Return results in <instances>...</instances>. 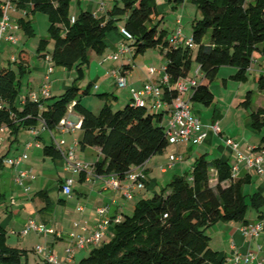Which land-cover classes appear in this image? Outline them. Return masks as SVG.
I'll use <instances>...</instances> for the list:
<instances>
[{
    "label": "trees",
    "instance_id": "obj_1",
    "mask_svg": "<svg viewBox=\"0 0 264 264\" xmlns=\"http://www.w3.org/2000/svg\"><path fill=\"white\" fill-rule=\"evenodd\" d=\"M16 9L26 11L19 21V30L34 35L31 16L42 13L49 20V39H42L38 55L46 58L50 40L55 42L52 61L56 66L77 70L72 87L60 97L32 102L29 98L19 107L22 79L28 70L30 55L25 50L13 64L0 69V125L11 128L12 134L45 122L54 131L68 115L70 106L82 117L81 149H101L103 160L95 165L96 174L108 177L117 174L124 179L133 167L145 165L162 154L169 143L166 137L164 112L152 113L148 108L128 104L114 111L109 104L113 95L104 94L105 106L95 114L81 103L79 82L84 68L90 64V52L102 55L106 51L107 35L123 27L133 36L129 44L135 57L160 48L167 60V73L172 85L188 78L193 65V50L174 45L166 31L154 23L156 0H116L106 17H96L82 11L72 23V0H14ZM201 19L193 23V41L199 46L195 62L203 73L202 83L195 88L193 102L206 107L214 103L211 85L219 69L232 67V80L245 81L253 62L264 57V0H194ZM3 12L0 8V18ZM210 35V43L204 39ZM93 84H90L89 89ZM264 94V75L258 80ZM169 102L175 93L165 89ZM90 94V90L83 92ZM104 96V97H103ZM243 105L250 108L252 92ZM252 126L264 129V106L251 114ZM61 152L45 147V154L55 158ZM2 160H0V168ZM214 172V174H213ZM216 179L213 185L212 180ZM251 178L236 179L226 161H208L201 157L188 176H175L159 193L139 201L131 215L113 227V237L93 249L78 264H227L225 256L214 251L207 231L219 223L247 224L250 209L264 222V196L247 194L245 187ZM26 251L7 243V232L0 224V264H23ZM48 264V263H47Z\"/></svg>",
    "mask_w": 264,
    "mask_h": 264
},
{
    "label": "crops",
    "instance_id": "obj_2",
    "mask_svg": "<svg viewBox=\"0 0 264 264\" xmlns=\"http://www.w3.org/2000/svg\"><path fill=\"white\" fill-rule=\"evenodd\" d=\"M193 1L156 0L157 21L163 14L165 15L163 21L167 16L173 17L174 23L178 26L176 31L167 26L164 27L163 30L166 31L168 40L176 35L179 27L181 28L180 43L186 46V42L192 38V36L189 37L190 32L183 30V24L185 23L183 18H185V12L188 8L187 4L193 3ZM115 2L116 0H75L76 9L71 16L76 18L82 11H88L96 17H106L108 19V12ZM189 8L197 17V11L199 10H197L196 5L191 4ZM13 19L14 22L20 20ZM116 25L118 26L117 30L110 32L105 39V53L90 55V64L84 68V79L89 76L90 84H93V81L97 84L94 86V90L100 92L104 90V93L113 95L111 102L116 105L124 104L127 106L132 103L133 89L139 91L148 83L159 85L161 76L149 73V69L153 66L143 68L141 76L135 73L131 65L132 59H136L134 51L122 55L118 60L112 59V56L117 53L120 45L124 42L121 34L124 22H119ZM209 43L210 41L205 44ZM2 47L3 54L1 55L0 69L4 67L16 69L14 63L10 64V57L16 54L18 59L22 50L28 52L19 45L5 44ZM162 55L164 56V53ZM194 55L195 51L193 57ZM47 59L52 60V55L46 58L37 56L35 59L30 56L28 63L30 72L22 79L21 94L18 100L19 107L23 105L24 100L29 98L31 93L39 92L49 66ZM52 64H54L53 61ZM166 65L167 60L165 58L160 67L153 68L160 69ZM114 69L125 73L128 79L126 89H120L117 81L111 77V71ZM198 69L197 65L194 72L191 70L188 79H194L200 85L203 75L197 73ZM75 73L77 74L76 70ZM75 80L76 77L73 80L71 71L66 73L65 68H62L55 76L54 81H51L50 98L62 96L72 87ZM229 85V81L225 79L224 87L228 89ZM194 93L195 89L191 87L184 97L190 101V105L197 115L199 110H196L195 103L198 102L192 101ZM247 94L238 92L229 104L222 101L224 99L223 95L218 96L221 102L216 101L217 96L215 97V94V100L211 106L206 107L199 103L201 105L199 109L207 113L204 120L197 115L202 123L210 125L216 122L222 133L215 134L211 129H208L207 138L202 144L188 142L169 145L162 154L152 157L143 166L146 175L143 189L131 187L132 183L126 177L124 179L119 178V188L114 189L107 184L106 176L96 174L95 165L104 157L99 148L81 149L82 117L74 110V106L69 110L65 119L79 125L76 129L65 131L58 127L52 131L45 129L43 124L39 122L36 127L22 129L19 134L15 135L12 134L11 128L5 125V131H0V160H2V167L0 168V224L7 232L8 245L26 251L27 255L23 259V264H47L44 255H39L36 252V247L39 245L46 247L48 252L55 253L59 259V264H78L81 260L87 258L97 246L88 243L84 249L76 250L69 261L67 260L66 250L74 245L75 239L80 237L89 238L92 235L101 220L98 214L100 208H107L109 211L108 216L111 218L116 216L123 218L124 215L128 214L130 207L134 209L139 201L159 193L164 185L175 176L190 175L196 161L201 157H205L208 161L215 159L226 161L232 167V172L237 167L238 171L234 175L236 179L251 178V183L247 185L248 188L245 187V192L247 194L260 193L264 196V177L254 170L248 169L245 160H239L240 154L248 156L252 153L251 148L254 149V152H257L258 149L264 146V129L262 131L254 129L251 119L252 112L258 111L264 106V103L251 111L254 103L253 95L251 107L247 108L243 105ZM243 97L245 100H241ZM104 103L106 104V101ZM105 104L101 107H104ZM147 105L149 111L158 113L152 109L150 100L147 101ZM168 119L169 113L164 112L163 122L165 125ZM227 138H232L240 143L239 152L233 151L227 146L225 142ZM56 141H64L62 145L63 153H60V158L45 154V147L47 146H52L56 151H59L55 147ZM70 150H74L77 160L87 167L85 171L74 173L69 170L64 154H67ZM23 155H27V158L19 165L14 166L6 162L8 159L19 158ZM175 155H180L182 160L177 162L174 167L169 168L171 158ZM22 172H26L27 175L22 176ZM69 178H72L74 183L72 194L68 196L63 193L62 187ZM213 181L216 182V179H213ZM127 191L133 193V198L130 200L125 197ZM133 201H135L134 205H132ZM250 211L255 212L256 215L252 220L247 215V224L237 222L219 223L214 227L213 233L210 234L211 248L225 256L227 264H264V229L258 238L247 237L243 232L244 227L254 226L258 223L264 224L263 221L259 220V215L255 210L250 209ZM261 211L264 213V207ZM30 220H35L47 227L56 229L63 237L45 236L36 232L25 233ZM115 225L111 223L108 226L104 232L102 242H108L112 239ZM71 235H75V238L70 239ZM252 256L255 258L253 262L251 261ZM238 257L240 259H237Z\"/></svg>",
    "mask_w": 264,
    "mask_h": 264
},
{
    "label": "built area",
    "instance_id": "obj_3",
    "mask_svg": "<svg viewBox=\"0 0 264 264\" xmlns=\"http://www.w3.org/2000/svg\"><path fill=\"white\" fill-rule=\"evenodd\" d=\"M254 1V0H248ZM0 8L3 12L0 21V64H1V55L3 54L2 46L9 44L11 46H17L19 44V39L17 32L19 31L18 22H13L11 18V11H16V6L14 0H0ZM72 23L76 21L75 17H72ZM181 26V25H180ZM121 34L124 38V42L120 45L119 50L116 54L112 56V59L118 60L122 55L132 52L133 48L129 45L133 41V36L123 28ZM181 37V28L179 27L176 35L171 38V42L174 45H183L180 43ZM194 45L193 38L189 39L186 42V46L192 48ZM17 60L16 54H13L9 62L10 64L15 63ZM49 66L47 69L46 76L44 81L39 88V92H33L30 94L29 99L32 102L40 103L43 100L49 99L51 96V81L50 77L53 74L55 68L52 64L51 59H47ZM149 73L151 75L159 74L161 76V82L159 85L152 83L145 84V86L137 91L132 90V105L139 108H148L147 101L150 100L152 103V109L157 112H167L169 113L168 122L165 125L166 137L169 145H178L180 143L193 142L194 144H202L207 138V130L211 129L215 134H221L222 131L219 125L215 122L210 125H205L202 123L201 119L194 113L190 101L185 99L184 95L190 90V88H197L199 85L194 79H181L176 84L172 85L170 82V75L167 73V65L160 68H150ZM198 74H202L200 68L197 71ZM111 77L117 81V85L120 89H126L128 87V79L125 76V73H122L120 70L114 69L111 71ZM168 89L170 92L175 93L176 97L172 102H169L165 96V89ZM25 103V100L22 104ZM75 105L72 103L70 109ZM1 108V106H0ZM69 109V110H70ZM45 129L47 128L44 121H42ZM61 130H72L79 127L75 125L68 119H63L58 126ZM6 126L0 125V131H5ZM48 129V128H47ZM225 142L228 147L233 151L239 152L240 143L233 140L232 138L225 139ZM64 141L55 143L56 149L60 152L62 151V145ZM252 153L248 156L242 154L239 155V160H245L247 168L254 170L259 175L264 177V146L254 152V149H250ZM65 161L68 165L69 170L74 173L83 172L86 170V166L77 160L74 150H70L67 154H64ZM27 158V155H23L19 158L8 159L6 162L10 165H19L24 159ZM182 160L180 155H175L171 158V161L168 165L169 168L174 167L175 164ZM144 166V165H143ZM143 166L133 167L126 175V178L132 183L131 187L143 189L145 187L146 175L145 169ZM238 168L233 169V174L237 173ZM22 176H26V172L21 173ZM107 178V184L112 186L114 189L119 188V176L117 174H111ZM74 181L72 178L66 180L62 187V191L65 195L72 194V185ZM129 190V189H128ZM125 197L130 200L133 198V193L127 191ZM107 208H100L98 211L100 222L98 223L96 229L89 238L80 237L75 239L73 246L69 247L66 250L67 260H71L72 255L76 250L84 249L88 243L99 246L102 243V238L104 232L111 223L118 224L122 221L121 216L109 217ZM264 229L263 223H258L254 226L244 227L243 232L247 237L258 238L260 233ZM27 232H36L41 235H54L57 238H62L63 235L54 228L47 227L45 224L38 223L35 220H30L26 226L25 233ZM70 239H74L75 235H71ZM36 252L39 255H44L45 262L48 264H59V259L53 252H48L47 248L43 245L36 247ZM237 259H240L239 257ZM251 261H255V258L252 256ZM261 264V263H257Z\"/></svg>",
    "mask_w": 264,
    "mask_h": 264
},
{
    "label": "rangeland",
    "instance_id": "obj_4",
    "mask_svg": "<svg viewBox=\"0 0 264 264\" xmlns=\"http://www.w3.org/2000/svg\"><path fill=\"white\" fill-rule=\"evenodd\" d=\"M191 4H193L195 6L194 3L187 4L188 8L185 12L186 13L185 18H183V19H185V23L183 24V30L190 32L189 37H191L193 34V23L195 22V20H199L202 17L201 13L199 11H197L198 16L197 17L194 16V12L191 11L189 8L191 6ZM75 9H76V3H75V0H72L71 14H74ZM10 14H11L12 21L14 20L13 18H17L16 20L18 21L22 17H26L27 12L17 9L15 12L11 11ZM18 16H20V17H18ZM161 16L162 17L159 18L158 21H157V16L154 17V23L155 24H162V25H159V28H158L159 31H162L165 26L169 27L172 30H175V31L177 30L178 26L176 25V23H174L173 17L167 16L165 18V20L163 21V17H165V15L161 14ZM31 19H33V22H34V25H33L34 26V35L29 36L23 30H19L17 32V36L19 39L18 45L20 47L25 48L28 51V53L30 54L31 58L35 59V57L39 56L37 51H38L41 40L42 39H49V27H50L49 25L50 24H49L47 16L42 14V13H36L35 15L31 16ZM208 41H210V35H207L205 37L204 43H206ZM54 46H55V42L53 40H50L49 45L47 46V50L45 51L47 56L52 55L53 50H54ZM2 49H3V47H2ZM198 49H199V46L197 44H194L192 47L193 52L195 51V55L193 58L194 62L192 65V72H194L196 67H197L195 59H196V54L198 52ZM93 54H94V52H90V55H93ZM163 59L165 60V57L162 55V50L160 48L151 49V50H148L144 55L137 56L135 60L132 59L131 65H132L135 73H137L138 75L141 76L142 75L141 72H142L143 68H149L151 66L158 68V66L160 67L161 63L163 62ZM53 66L55 67V73L50 77V81H52V80L54 81L55 76L62 70V68L56 66L55 63L53 64ZM251 69H250L251 71H249V73H248L247 80L241 82V81H236V80L231 79V76L236 74L235 68H231V67L220 68L215 82H213V84L211 85V90L215 94V97L217 96V99H218V100L216 99V101L221 102V99L218 96L223 95L224 99L222 101L229 104L233 100V98H235V96L238 94V92H240V93L244 92L245 94L252 92L254 103L252 105L251 111L258 108L259 105H262L264 103V95L259 91L258 80L261 77V75H264V57H260V58L256 59L253 62ZM260 70H262V71H260ZM65 72L69 73L70 70L65 68ZM71 72H72L73 80L75 77L78 78V76H76L77 74L75 73V70H71ZM76 72H77V70H76ZM225 79H227L230 83L228 89H226L224 87V80ZM89 80H90L89 76H87L85 79L83 78L80 81H78L79 82V88H80L81 103L87 109L92 111L93 113L99 114L100 111L102 110L101 108H103L101 106H103L105 104L104 103L105 100H102V95L107 94V93H104V90H102L101 92L94 90L93 89L94 86L97 85L94 81H93L94 85H92V87L89 89V87H90ZM71 84H72V82H71ZM86 90H90V94L84 95L83 92ZM241 100H245V98L243 97ZM111 101H109V104L111 105V107L113 106L114 111H119V110H122L126 107V105H124V104L116 105L114 102H111ZM195 105H196L195 106L196 110H199L197 112V115L203 120L206 119L207 113H205V111H202L201 109H199L201 107V105L199 103H195ZM241 120H243V119H241ZM171 181H172V179L167 184H165L164 187H166ZM215 183H216L215 181L212 182L213 185ZM247 188H248V186H247ZM134 203H135V201L132 202V205H134ZM133 210H134L133 207H130L128 209L127 215H131L133 213ZM255 215H256V213L253 211L248 212V217L250 220L254 219ZM216 225H214L208 229L207 233L209 236H210V234L213 233V231L215 229L214 227Z\"/></svg>",
    "mask_w": 264,
    "mask_h": 264
}]
</instances>
